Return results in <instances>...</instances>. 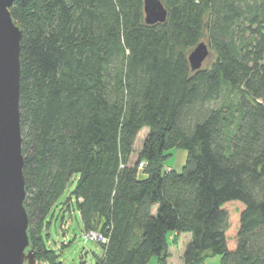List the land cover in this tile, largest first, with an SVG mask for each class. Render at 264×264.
Listing matches in <instances>:
<instances>
[{
	"label": "trees",
	"instance_id": "obj_1",
	"mask_svg": "<svg viewBox=\"0 0 264 264\" xmlns=\"http://www.w3.org/2000/svg\"><path fill=\"white\" fill-rule=\"evenodd\" d=\"M160 1L166 21L150 25L143 0L9 7L22 29L35 260L62 264L43 231L75 177L67 210L83 232L107 238L95 264H167L169 238L182 233V264L216 255L220 264H264V0ZM204 38L214 60L192 71L187 55ZM178 148L181 170L165 168Z\"/></svg>",
	"mask_w": 264,
	"mask_h": 264
},
{
	"label": "water",
	"instance_id": "obj_2",
	"mask_svg": "<svg viewBox=\"0 0 264 264\" xmlns=\"http://www.w3.org/2000/svg\"><path fill=\"white\" fill-rule=\"evenodd\" d=\"M14 0H0V264H34L23 176L20 96L21 26L11 17ZM144 22L163 23L160 0H143ZM208 47L199 42L187 56L192 71L201 67Z\"/></svg>",
	"mask_w": 264,
	"mask_h": 264
},
{
	"label": "rangeland",
	"instance_id": "obj_3",
	"mask_svg": "<svg viewBox=\"0 0 264 264\" xmlns=\"http://www.w3.org/2000/svg\"><path fill=\"white\" fill-rule=\"evenodd\" d=\"M200 42H204L207 45L205 38ZM208 51V55L203 60L200 68L208 66L214 60V56L209 48ZM145 133V129L141 130L139 133V138L135 143V149L140 146ZM135 158L136 153L133 154L131 162H133ZM185 158V150L179 148L172 149L171 155L168 157L164 167L167 168V166H169L173 167L177 171H180L185 162ZM74 184L75 177L69 181L65 191L59 197L57 203L53 206L51 216L49 217L50 223L43 231V235L46 239L47 245L55 251L58 255V260H60L62 264H95L96 259L102 256V248L100 244L92 240L84 241V232L78 212L76 209L71 211L67 210L68 208L64 204V201L68 197L72 196ZM188 238L189 234L187 233L173 235L172 238H169L170 248H168L166 260L167 264L181 263L183 255L182 249L188 241ZM155 261L157 262L156 258L153 257L148 263L155 264ZM204 264H220V257L217 255L210 257Z\"/></svg>",
	"mask_w": 264,
	"mask_h": 264
},
{
	"label": "built area",
	"instance_id": "obj_4",
	"mask_svg": "<svg viewBox=\"0 0 264 264\" xmlns=\"http://www.w3.org/2000/svg\"><path fill=\"white\" fill-rule=\"evenodd\" d=\"M140 166H143V163L140 164ZM83 239L84 241L92 240V241H96L99 243L107 242V238L104 235L94 230L84 232ZM34 264H50V263L47 260H35Z\"/></svg>",
	"mask_w": 264,
	"mask_h": 264
},
{
	"label": "crops",
	"instance_id": "obj_5",
	"mask_svg": "<svg viewBox=\"0 0 264 264\" xmlns=\"http://www.w3.org/2000/svg\"><path fill=\"white\" fill-rule=\"evenodd\" d=\"M188 240H189V238H188ZM184 247H185V245L183 246V249H182V253H183V251H184ZM168 248H170V247H168ZM157 260V259H156ZM156 262V261H155ZM149 264V263H148ZM154 264V263H153ZM155 264H158V262H156ZM179 264H182V261H181V263H179Z\"/></svg>",
	"mask_w": 264,
	"mask_h": 264
}]
</instances>
